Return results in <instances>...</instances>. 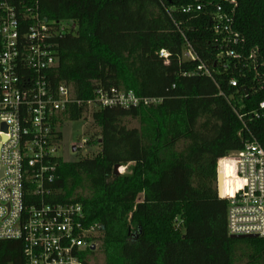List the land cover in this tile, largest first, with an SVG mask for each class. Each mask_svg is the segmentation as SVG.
Returning <instances> with one entry per match:
<instances>
[{
  "label": "trees",
  "instance_id": "16d2710c",
  "mask_svg": "<svg viewBox=\"0 0 264 264\" xmlns=\"http://www.w3.org/2000/svg\"><path fill=\"white\" fill-rule=\"evenodd\" d=\"M15 1L69 24L56 40L53 87L65 84L83 103L96 88L162 99L154 106L94 112L85 134L97 152L58 161L53 199L79 203L86 224L98 226L103 264H235L244 258L245 264H264V238L227 236V202L216 189L218 159L253 140L264 150V111L253 116L264 88L251 68L234 70L232 61L222 68L209 18L179 12L194 0ZM232 1L233 30L246 51L257 49V72L264 77V0ZM184 38L212 78L184 75L199 64L181 60ZM161 50L167 59L158 56ZM231 79L237 87L229 86ZM84 107L71 106L64 121H85ZM127 120L138 126L128 128ZM115 166L125 173L114 175ZM221 185L224 195L222 178ZM227 189L229 195L233 188ZM0 264H25L22 244L0 241Z\"/></svg>",
  "mask_w": 264,
  "mask_h": 264
},
{
  "label": "built area",
  "instance_id": "2783aa9c",
  "mask_svg": "<svg viewBox=\"0 0 264 264\" xmlns=\"http://www.w3.org/2000/svg\"><path fill=\"white\" fill-rule=\"evenodd\" d=\"M236 3H194L179 12L209 18L216 59L233 62L234 70L250 69L264 88L257 49L245 50V40L233 30ZM69 24L43 17L35 6L0 0V241L19 242L25 264H89L99 246L97 225L88 226L79 203H55V181L61 145L63 115L71 106H84L83 118L103 109H137L158 105L160 98L136 96L132 91L96 88L93 98L76 100L69 87H53L49 73L58 65L56 40L66 35ZM184 37V36H183ZM158 56L167 59L161 50ZM181 60L199 62L195 72L212 78L184 38ZM223 61V63H221ZM167 62V61H165ZM252 66V67H251ZM229 86L237 87L235 79ZM264 101L259 103V118ZM243 116H239L241 120ZM216 189L227 202L228 237L264 238V150L256 142L216 162ZM233 191L220 193V180ZM226 180V181H224Z\"/></svg>",
  "mask_w": 264,
  "mask_h": 264
},
{
  "label": "rangeland",
  "instance_id": "374dc122",
  "mask_svg": "<svg viewBox=\"0 0 264 264\" xmlns=\"http://www.w3.org/2000/svg\"><path fill=\"white\" fill-rule=\"evenodd\" d=\"M90 121V118H85V121L80 120L76 122H67L61 128V145L60 150L58 151V156L62 158V160L68 162L73 161L77 157L86 156L95 154L97 152V148L95 146H90L86 144L88 140L87 135L85 134L87 123ZM126 126L128 128H134L138 126V121L135 120H127ZM89 128V127H88ZM75 147L77 152L76 154L72 153L71 148ZM118 175L125 173L126 168L120 167L118 168ZM82 195L86 194L85 184L80 188L79 191ZM245 258L237 261L235 264H245ZM89 264H103V257L100 253L99 246L96 249L94 257L90 259Z\"/></svg>",
  "mask_w": 264,
  "mask_h": 264
},
{
  "label": "water",
  "instance_id": "95a60500",
  "mask_svg": "<svg viewBox=\"0 0 264 264\" xmlns=\"http://www.w3.org/2000/svg\"><path fill=\"white\" fill-rule=\"evenodd\" d=\"M243 93L246 95L247 94V89L244 87L243 89ZM71 151L72 153H75L76 152V148L75 147H72L71 148ZM118 166H115L114 169H113V173L114 175H118ZM257 237H254V236H251V237H231V239H256Z\"/></svg>",
  "mask_w": 264,
  "mask_h": 264
},
{
  "label": "bare ground",
  "instance_id": "6f19581e",
  "mask_svg": "<svg viewBox=\"0 0 264 264\" xmlns=\"http://www.w3.org/2000/svg\"><path fill=\"white\" fill-rule=\"evenodd\" d=\"M219 189H220V193L222 195V185H221V180H220V186H219Z\"/></svg>",
  "mask_w": 264,
  "mask_h": 264
},
{
  "label": "flooded vegetation",
  "instance_id": "af4514ba",
  "mask_svg": "<svg viewBox=\"0 0 264 264\" xmlns=\"http://www.w3.org/2000/svg\"><path fill=\"white\" fill-rule=\"evenodd\" d=\"M76 152H77V150H76ZM76 152L74 154H76Z\"/></svg>",
  "mask_w": 264,
  "mask_h": 264
}]
</instances>
